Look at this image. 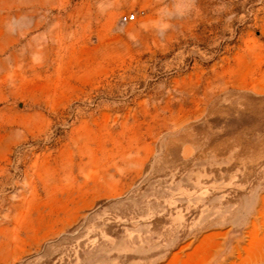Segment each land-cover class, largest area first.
<instances>
[{"label":"rangeland","instance_id":"obj_1","mask_svg":"<svg viewBox=\"0 0 264 264\" xmlns=\"http://www.w3.org/2000/svg\"><path fill=\"white\" fill-rule=\"evenodd\" d=\"M0 264H264V0H0Z\"/></svg>","mask_w":264,"mask_h":264},{"label":"built area","instance_id":"obj_2","mask_svg":"<svg viewBox=\"0 0 264 264\" xmlns=\"http://www.w3.org/2000/svg\"><path fill=\"white\" fill-rule=\"evenodd\" d=\"M135 19H136V16L134 14H132V15L127 14V15H124L122 17V22L131 23V22L135 21Z\"/></svg>","mask_w":264,"mask_h":264}]
</instances>
